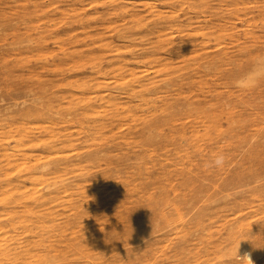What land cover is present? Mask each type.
Instances as JSON below:
<instances>
[{
  "label": "rangeland",
  "instance_id": "1",
  "mask_svg": "<svg viewBox=\"0 0 264 264\" xmlns=\"http://www.w3.org/2000/svg\"><path fill=\"white\" fill-rule=\"evenodd\" d=\"M262 56L264 0H0V264H264Z\"/></svg>",
  "mask_w": 264,
  "mask_h": 264
},
{
  "label": "clouds",
  "instance_id": "2",
  "mask_svg": "<svg viewBox=\"0 0 264 264\" xmlns=\"http://www.w3.org/2000/svg\"><path fill=\"white\" fill-rule=\"evenodd\" d=\"M264 82V56L258 57L252 65L242 72L234 81L233 87L241 91L255 90ZM227 164V156L223 152L213 154L210 161L206 162L205 167L209 169H222ZM236 259L241 264H254L251 253H245L243 256L238 255V247Z\"/></svg>",
  "mask_w": 264,
  "mask_h": 264
},
{
  "label": "bare ground",
  "instance_id": "3",
  "mask_svg": "<svg viewBox=\"0 0 264 264\" xmlns=\"http://www.w3.org/2000/svg\"><path fill=\"white\" fill-rule=\"evenodd\" d=\"M28 168V167H27ZM32 172V171H31ZM33 173H31V176H29L30 178H32V175ZM36 177V176H35ZM35 179H37L38 180V182H39V180L40 179H38V178H35ZM28 196L31 198V199H34V197L33 196H30L29 194H28ZM31 212H34V213H36L35 211H33V209L31 210ZM68 246V245H67ZM256 246V245H255ZM255 246H254V248H255ZM257 252V253H256ZM255 253L257 254V256H259V255H261V253H260V251H256ZM246 253H251V258H252V260H253V262H254V251H247ZM64 253H62V251H61V253L59 254V255H53V256H51L50 258H48L47 259V261H45V262H39V264H64L65 262H66V257H65V255H63ZM83 254V253H82ZM256 256V255H255ZM257 258V257H256ZM262 259V258H261ZM25 263H27V262H25Z\"/></svg>",
  "mask_w": 264,
  "mask_h": 264
}]
</instances>
